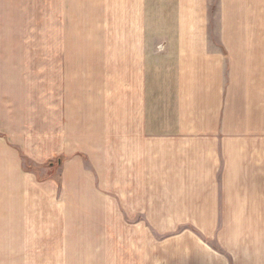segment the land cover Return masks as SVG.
Here are the masks:
<instances>
[{
    "label": "crops",
    "instance_id": "0c3cea01",
    "mask_svg": "<svg viewBox=\"0 0 264 264\" xmlns=\"http://www.w3.org/2000/svg\"><path fill=\"white\" fill-rule=\"evenodd\" d=\"M199 1L200 7L198 2L191 4L175 23L193 33L206 32L205 37H172L171 29L164 27L171 37L162 41L163 53L145 50L138 59L139 69L133 65L130 75L125 76L122 64H116L110 79L103 66L85 67L94 76L85 78L84 96L78 100L83 112L76 108L75 87L60 91L53 83L47 86L52 92L44 97L41 90L28 86L32 77L28 68L32 70L33 61L59 59L37 52L38 43H33V36L37 41V23L28 28L33 23L28 22L24 2L15 7L21 16L11 15L8 24L0 22V61L5 63L0 70L4 77L0 85V148L9 153L6 157L11 159L14 173L21 174L17 147L37 159L28 151V134H40L45 119L54 123L49 120L54 116L55 123L60 121L52 99L61 110L63 95L69 94L67 140L72 138V144L67 140L61 147L57 144L49 156L76 155V151L91 154L112 127L108 119L116 118L121 153L127 135L134 137L131 148L143 152V159L154 158L156 144L161 142L165 152H179L184 174L197 172L196 184L206 186L208 180L214 191L212 197H147L130 203L117 199L118 214L123 220L129 216L126 223L132 228L117 231L115 241L107 231L90 236L93 241L85 245L88 249L84 252L98 254L100 264H264V37L247 36V31L264 30V11L253 18L249 12L261 3L264 10V0H251V8L246 7V0H227L230 36L222 38L209 36L213 10L207 6L208 0ZM1 48L6 51L1 53ZM91 55L83 56L89 60ZM66 61L74 63L75 55L71 53ZM41 69V78L36 80L45 85L46 69ZM64 71L75 86V65L69 64ZM120 78L123 86L130 78L136 82L131 97L129 92L125 96ZM94 81L99 85H93ZM112 83L121 96L116 114L109 112L103 125L98 119L105 116L106 92ZM99 92V105L93 104L92 96ZM49 108L55 109V115L47 112ZM78 118L82 120L79 124ZM210 124L215 127L211 134ZM5 205L0 213L10 220L0 231L2 252L26 253L27 201L13 198ZM123 206H130L131 213L126 214ZM172 223L182 227L173 228Z\"/></svg>",
    "mask_w": 264,
    "mask_h": 264
},
{
    "label": "rangeland",
    "instance_id": "374dc122",
    "mask_svg": "<svg viewBox=\"0 0 264 264\" xmlns=\"http://www.w3.org/2000/svg\"><path fill=\"white\" fill-rule=\"evenodd\" d=\"M22 2L26 6L28 22L33 23L28 28L35 27L37 23V41L33 36V43H38L37 52L53 58L57 55L59 59V62L46 58L33 61L32 70L28 68L32 76L28 86H33L39 93L41 90L44 97L52 92L47 86L53 83L56 87L60 86V91H65L64 87H75L76 108L80 112L83 111L78 100L84 96L85 78L94 76V73L86 72L85 67L103 66L110 79L114 78L116 64H122L125 76L130 75L133 65L139 69L138 59L145 50L146 53L155 50L156 55L163 53L161 43L171 37L169 29L164 27L171 29L172 37H205L206 34L201 30H194L193 33L189 29L178 28L175 23L176 19L185 15L191 4L198 2L197 6L200 7L199 0H0V14L1 9L3 12L0 22L8 24L11 15L21 16L15 7L22 5ZM251 4V0H246L247 8ZM262 5L249 10L251 18L257 12L263 13ZM207 6L213 10V29L209 30V36L229 37L227 0H208ZM247 36L264 37V30L247 31ZM1 50V53L6 51L4 48ZM71 53L75 55L74 63L66 61ZM85 53L92 54L89 60L84 59ZM95 58L99 61L94 62ZM4 64L0 61L1 71ZM69 64L75 65V86H71L72 82H69L64 71ZM41 67L46 69L43 77L46 86L36 80L37 77L41 78ZM59 69L61 74L58 76ZM95 77L99 79V73ZM3 78L0 76V85L4 84ZM118 83L124 87L125 96L129 92L128 96L131 97V87L136 82L130 78L129 84L123 86L120 78ZM95 84L99 85L94 81ZM114 85L112 83V89L106 92L105 116L98 119L103 125L107 124L109 112H117V98L121 95ZM63 96L61 110L55 98L51 104L60 115V121L55 123L54 116L49 118L54 123L45 119V131L28 134V151L35 154L37 159L26 156L25 148L17 147L21 174L14 173L11 159L6 157L9 153H4L0 148V204H3L0 209L7 207L5 204L9 199H26L29 234L26 253L2 252L5 247L0 246V264H100L98 254L84 252L88 249L85 245L93 241L90 236L94 233L99 235L100 231L114 236L117 231L132 228L126 223L127 216L123 220L118 214L117 199L130 203L147 197H212L214 191L209 181L205 180L206 186L204 183L196 184L195 175L198 173L191 171V174H184L186 171L181 168L179 152H165L161 142L156 144L154 158L143 159V152L131 148L134 137L127 135L124 136L121 153L120 142L116 141L119 135L118 127H115L116 118L108 119L112 127L106 136L104 134L100 138V148L91 154L76 151V155L65 153L59 158L49 156L57 144L61 147L67 140L69 94ZM100 96V92L92 96V103L99 105ZM55 109L52 111L49 108L47 112L55 115ZM81 122L78 118L77 124ZM37 128L40 127L37 125ZM207 128L209 134L215 129L211 124ZM67 143L72 144V138ZM123 208L128 211L126 214L131 213L130 206ZM9 220L5 213H0V231L4 230ZM172 227L179 229L182 225L172 223ZM183 228L189 229L188 226ZM110 240L115 241V236ZM109 258L116 263L115 258Z\"/></svg>",
    "mask_w": 264,
    "mask_h": 264
}]
</instances>
